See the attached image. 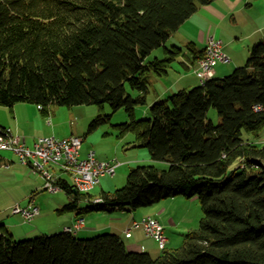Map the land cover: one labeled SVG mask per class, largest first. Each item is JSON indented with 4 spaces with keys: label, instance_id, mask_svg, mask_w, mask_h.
Masks as SVG:
<instances>
[{
    "label": "trees",
    "instance_id": "obj_1",
    "mask_svg": "<svg viewBox=\"0 0 264 264\" xmlns=\"http://www.w3.org/2000/svg\"><path fill=\"white\" fill-rule=\"evenodd\" d=\"M212 1L0 0V105L28 102L43 113L52 104L122 107L131 120L119 130L133 132L134 146L146 147L151 160L168 164L131 169L122 187L101 193L103 203L63 180L71 198L64 208L80 212L83 199L92 204L85 210H136L196 195L203 212L179 246L156 257L129 250L114 233L16 240L1 225L0 264H264V110L254 108L264 104V37L244 65L156 100L149 118L134 119L135 105L146 103L148 73L165 74L180 49L161 60L145 57ZM210 107L216 125L207 120Z\"/></svg>",
    "mask_w": 264,
    "mask_h": 264
},
{
    "label": "crops",
    "instance_id": "obj_2",
    "mask_svg": "<svg viewBox=\"0 0 264 264\" xmlns=\"http://www.w3.org/2000/svg\"><path fill=\"white\" fill-rule=\"evenodd\" d=\"M260 1L213 0L208 4L199 6L175 32L171 33L163 43L161 53L165 57L167 50L173 47L179 48L180 51L172 62H176L181 71L180 73L177 72L178 76L173 82L161 89V98L170 90L176 88L175 86H178L179 90L188 89L200 84L198 76L195 73V68L198 65L199 55L202 54L199 52H203L208 36H214L222 41V50L229 59L227 62H218L214 66L213 77L218 78L227 75L233 68L244 64L247 60L250 46L264 37V1H262L261 5L259 4ZM171 63L167 67V72L161 75V80H168V69ZM151 101H154V99H150L148 105L151 104ZM8 107L7 113L9 115L0 117V126L10 128L13 133H18L29 146L40 136L54 135L58 138H64L69 135L77 136L78 132H80L76 129L74 123H70L67 130L66 128L65 131L61 130L59 126L60 120L55 119L54 112L48 111L47 113H43L35 104L15 102ZM70 114L75 115L76 112L74 114L71 111ZM93 115L94 113L91 110V113L85 114V117L81 115L77 119H81L84 124V121L90 120ZM259 136L258 139L263 141L264 136ZM79 137L82 138L79 146V156L82 158L85 157L90 147L84 143V139L87 138L86 136ZM127 145L132 149L140 148L134 146V140L129 141ZM97 154L99 159L96 158L98 160H111L115 159L116 156L111 157L108 153ZM140 156L141 154H136V156L125 155V157H122L124 158L122 162H125L128 168H132V165L138 160L151 161L149 153L147 155L145 152H142V156ZM121 164L120 162L119 165ZM0 170H7L8 174L13 176L15 180L26 183L31 189L32 194L27 198V202L29 198H32L35 202V194L39 189L44 190L41 178L31 170L30 166L18 163L16 156L8 150H0ZM62 178L68 183L67 178L63 176ZM100 183L99 179V182L89 191L92 196L101 197L102 192L113 191L110 190L114 186L112 183L103 182L100 185V190L97 193L96 191L92 193ZM176 197L178 196L167 198L169 200L164 199L165 202H161V207L159 206L155 209L157 214H160L156 216L153 215L155 211L153 210V206L138 208L136 210L116 209L112 212L81 209L78 213L64 208L71 199L68 195V201L63 204L61 203L62 201H55L53 204L41 205L40 207L36 201L35 203L39 206V214L29 222H25L20 215L19 219L13 216L8 217V215L1 216L0 226L2 225L1 229L8 231L13 237L18 236L19 239H25L53 231H64L65 227L72 225L77 217L82 216L84 218V225L72 232L74 236L86 238L102 232L114 233L121 238L129 250L145 251L151 255L158 253L159 248L156 242L146 236L141 227H132L131 224L134 220H139L143 216H152L159 221L160 216H165L164 221H168L170 225L175 227L179 223L172 216L167 215V213L171 210V205ZM13 205L11 204L10 208ZM11 214L13 213L11 212ZM182 220L186 222L187 218L183 217ZM52 221H59L54 229H52L53 225L50 224ZM160 223L162 224V221ZM125 229H129V236L125 235ZM165 236L167 238L166 247L172 248L170 247L172 237L166 233Z\"/></svg>",
    "mask_w": 264,
    "mask_h": 264
},
{
    "label": "rangeland",
    "instance_id": "obj_3",
    "mask_svg": "<svg viewBox=\"0 0 264 264\" xmlns=\"http://www.w3.org/2000/svg\"><path fill=\"white\" fill-rule=\"evenodd\" d=\"M262 1L264 0H261L259 2L260 5L262 4ZM162 48H163V45H160L154 48L153 50H151V52L145 57V61L148 62L155 58L161 60L162 58H164V55H162L163 53H161ZM168 71H169V76H168L167 81L163 79L161 80V75L159 74H156L154 72L148 73L147 77L149 81V85H148L149 89H148V93L146 94V103L135 105L134 119L150 117V111H149L150 104L148 105L149 103L148 101L150 99H154V101L160 100L178 91V86H175L176 88L170 90L167 94H165L161 98V89L168 86L169 83L173 82V80H175V78L178 76L177 72L180 73L181 70H180V67H178L176 62H172L170 64V68L168 69ZM127 91L132 96H136L137 94L136 91L128 87H127ZM154 101H151V103H153ZM8 108H9L8 106L0 105V117H6L9 115V113H7ZM39 109H41V107H39ZM91 110H92V113H94V115L92 116L90 120L84 121V124H83V121H81V119L80 120L77 119L81 115L85 117V114L87 115L91 113ZM48 111L54 112L55 119L60 120L59 126L61 130L65 131V128L67 130L70 123H74L76 129L80 131L78 132L77 136L87 137L84 139V143H86L90 147L89 148L90 150L95 151L94 152L95 157H97L98 155L97 153H100V154L108 153V155H111V157L116 155L115 159L122 163L121 165L118 166L114 175L112 176L104 175L100 177L101 183L96 187L94 191H92V193L93 192L95 193V191L97 193V191L100 190V185L103 182L112 183L114 185L112 186L110 190H114L116 188L122 187L126 182L127 173L131 169L136 168L138 166L154 165L158 169H166L168 167V164L164 161H159V163H157L158 161H153V160H151L150 162H147L146 160H138L132 165V168H128V165H126L125 162H122V160L124 159L122 157H125V155L136 156V154H141L142 156V152H145L147 155L149 153L146 147H140L137 149H132L128 147L127 143L129 141L135 140V134L133 132H121L117 126L118 124L130 122L131 120L126 110L122 107L114 110L108 103H103L102 105L78 104V105H73L71 107L52 104L49 106ZM71 111H73L74 114L76 112V114L75 115L70 114ZM98 114L104 115L102 116L104 118V121L97 124L95 127H92L91 129H89V124ZM206 116H207V120H210L215 125L218 124L219 116L215 108L210 107L207 110ZM259 134L261 136H264V128L260 131ZM49 136H52V135H49ZM242 136L251 137L250 134H247L245 132H243ZM62 175L63 177L67 178L70 186L73 185V179L70 175L66 173ZM30 195H32L31 189L26 185L25 182L15 180L13 176L8 174L7 170H0V217L8 215V217L13 216L15 218H18L19 215L11 214L10 212L11 204L15 205L18 203L19 205L24 206V204L27 202V198ZM34 198H35V202L37 201V204L40 205V207L41 205L53 204L55 201L56 202L62 201L61 202L62 204L68 201L67 192L65 190H62V188L55 193H50L46 190L39 189L38 192L35 194ZM165 200H169V199H165ZM165 200L152 205L154 207L153 210H155L159 206L161 207V204H162L161 202H165ZM90 205L92 204H90L88 201H85L83 199H79L78 201V207L80 209L84 210L86 209V207H89ZM153 215L159 216L160 214H157L155 210ZM167 215L172 216L173 219L179 223L178 225L173 227L172 225L169 224L168 221L166 222L164 221L165 216L159 217L160 221H162L163 227L165 226L164 228L165 233L167 235L169 234L172 237V241H171L172 244H170V247H177L181 244L183 235L187 231L191 229H196L198 227L199 220L203 216V212L201 209L199 199L196 195L192 197H188V198L185 196L179 195L178 197H176V199H174L171 205V210L168 211ZM183 217L187 218L186 222L182 220ZM58 222L59 221H52L50 223L51 225H53L52 229H54L58 225ZM57 232L53 231V232L46 233V234H53ZM98 234H101V233H98ZM98 234H95V235H98ZM14 238L16 240L19 239L18 236L16 237L14 236ZM86 238H89V237H86ZM160 251L161 249L158 250V253L151 254V256L156 257L160 253Z\"/></svg>",
    "mask_w": 264,
    "mask_h": 264
},
{
    "label": "built area",
    "instance_id": "obj_4",
    "mask_svg": "<svg viewBox=\"0 0 264 264\" xmlns=\"http://www.w3.org/2000/svg\"><path fill=\"white\" fill-rule=\"evenodd\" d=\"M228 60V56L222 50V41L214 36H208L203 56L198 60L195 69L200 84L203 85L207 79L213 77L214 66L218 62ZM254 108L264 110V104L255 105ZM81 141L82 138L75 135L64 138L53 135L40 136L29 146L18 133L0 126V150L12 152L20 164L30 166L31 170L42 178V188L50 193H55L62 188L64 173L72 177V186L78 191L91 190L99 182L100 177L115 174V169L120 164L116 159L98 160L92 150L81 158L79 156ZM89 200L103 201L101 197H92ZM11 212L20 215L25 222H29L39 214V206L32 198H29L24 206L13 205ZM83 225L84 218L79 216L72 225L65 227L64 231L72 233ZM132 226L141 227L146 236L156 242L159 249L165 248L167 238L164 227L157 218L143 216L133 221ZM124 233L129 236V229H125Z\"/></svg>",
    "mask_w": 264,
    "mask_h": 264
},
{
    "label": "bare ground",
    "instance_id": "obj_5",
    "mask_svg": "<svg viewBox=\"0 0 264 264\" xmlns=\"http://www.w3.org/2000/svg\"><path fill=\"white\" fill-rule=\"evenodd\" d=\"M90 189H82L81 192H89ZM103 200V199H102ZM91 203H103V201H94V200H89ZM1 234V231H0Z\"/></svg>",
    "mask_w": 264,
    "mask_h": 264
},
{
    "label": "water",
    "instance_id": "obj_6",
    "mask_svg": "<svg viewBox=\"0 0 264 264\" xmlns=\"http://www.w3.org/2000/svg\"><path fill=\"white\" fill-rule=\"evenodd\" d=\"M73 191L76 192L77 191L76 188H73Z\"/></svg>",
    "mask_w": 264,
    "mask_h": 264
}]
</instances>
